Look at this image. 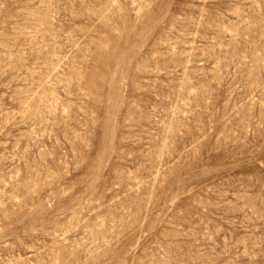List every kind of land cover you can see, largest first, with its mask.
I'll return each mask as SVG.
<instances>
[{
  "label": "rangeland",
  "instance_id": "obj_1",
  "mask_svg": "<svg viewBox=\"0 0 264 264\" xmlns=\"http://www.w3.org/2000/svg\"><path fill=\"white\" fill-rule=\"evenodd\" d=\"M0 264H264V0H0Z\"/></svg>",
  "mask_w": 264,
  "mask_h": 264
}]
</instances>
